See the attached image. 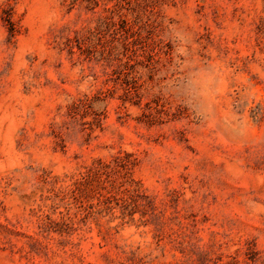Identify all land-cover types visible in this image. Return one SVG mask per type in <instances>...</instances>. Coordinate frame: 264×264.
I'll use <instances>...</instances> for the list:
<instances>
[{
	"label": "rangeland",
	"instance_id": "1",
	"mask_svg": "<svg viewBox=\"0 0 264 264\" xmlns=\"http://www.w3.org/2000/svg\"><path fill=\"white\" fill-rule=\"evenodd\" d=\"M0 264H264V0H0Z\"/></svg>",
	"mask_w": 264,
	"mask_h": 264
}]
</instances>
